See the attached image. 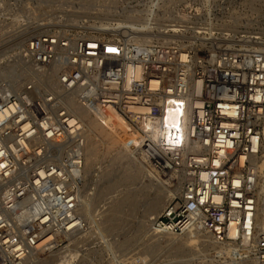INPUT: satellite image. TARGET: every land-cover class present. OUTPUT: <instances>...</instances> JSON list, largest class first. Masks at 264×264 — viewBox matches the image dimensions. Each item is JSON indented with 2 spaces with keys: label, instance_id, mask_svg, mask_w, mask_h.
I'll return each mask as SVG.
<instances>
[{
  "label": "built area",
  "instance_id": "2783aa9c",
  "mask_svg": "<svg viewBox=\"0 0 264 264\" xmlns=\"http://www.w3.org/2000/svg\"><path fill=\"white\" fill-rule=\"evenodd\" d=\"M148 33L47 31L21 51L26 81L0 82V264H34L85 232L86 128L71 101L119 116L127 152L166 184L183 178L152 232H201L230 250L215 264H264V33L211 34L197 50Z\"/></svg>",
  "mask_w": 264,
  "mask_h": 264
},
{
  "label": "rangeland",
  "instance_id": "374dc122",
  "mask_svg": "<svg viewBox=\"0 0 264 264\" xmlns=\"http://www.w3.org/2000/svg\"><path fill=\"white\" fill-rule=\"evenodd\" d=\"M189 2L197 15L192 21L181 11ZM152 14L161 20L154 26L143 23ZM53 30L105 38L129 33L136 39L153 31L165 33L157 35L159 42L197 50L211 34L223 38L241 31L264 33V0H0V82L19 71L25 76L17 81L25 82L29 70L21 60L24 45ZM104 139L92 133L87 140L79 207L85 232L62 238L65 249L52 257L40 256L34 264H215L222 246L217 249L201 232L152 234V214L156 209L159 214L180 192L179 183L166 184L147 162Z\"/></svg>",
  "mask_w": 264,
  "mask_h": 264
},
{
  "label": "bare ground",
  "instance_id": "6f19581e",
  "mask_svg": "<svg viewBox=\"0 0 264 264\" xmlns=\"http://www.w3.org/2000/svg\"><path fill=\"white\" fill-rule=\"evenodd\" d=\"M253 1V0H252ZM259 1V0H257ZM255 2V1H254ZM252 2L251 5L254 3ZM253 6V5H252ZM254 7V6H253ZM252 9V7L250 8ZM255 9V8H254ZM159 21V20H157ZM143 23L145 24H149L146 20L143 21ZM144 28V26H143ZM143 28H141V31H143ZM101 31H105V30H101ZM108 31V29H107ZM106 31V33H107ZM116 31V30H115ZM110 32V30H109ZM112 32V31H111ZM128 32V31H127ZM126 32V33H127ZM104 33V32H103ZM115 33V32H114ZM125 31H124V34H126ZM123 35V34H122ZM126 35H130L129 33L126 34ZM134 35V34H133ZM140 35L141 37L143 38H140V40H145L146 37L149 35L148 33L145 34V33H142V34H138ZM160 36V35H159ZM151 37V36H149ZM162 37V36H161ZM138 39V38H137ZM25 75V71H19V72H14L10 75L7 76V79H11L14 83L17 82V80H19L20 78H22L23 76ZM6 78V77H5ZM196 91L199 92L200 91V85L197 86L196 88ZM70 106L74 109L75 113L77 114V116L79 117V119H81V121L84 123L85 125V128H86V146H85V149H84V160L85 162H87V154H86V150H87V140L90 138V135L92 133H95V134H98V136L100 137H105L104 140H108L109 142H111V144L113 145H116V144H119V145H122L123 148H124V145H125V140H126V136L123 132H121V130L123 129V121L122 119L109 112V113H106L105 115L103 114H99V113H96L92 116V114H90L89 112L79 108L77 105H75V103L73 101L70 102ZM112 120H114V127H111L110 130H107L103 125L102 123L104 124H108V122H111ZM123 131V130H122ZM88 153V152H87ZM127 153V151H126ZM129 154V153H127ZM143 160V159H142ZM144 161V160H143ZM146 162V161H144ZM85 166H84V170L82 172V178H84V175H85ZM183 180V178H179L178 181L176 182L177 184L179 183V186H181V181ZM174 183V184H176ZM172 184V185H174ZM80 192L78 194V208H77V213L79 214V207H80ZM174 196V195H173ZM158 211V209H156ZM155 210V213H153L152 215H157L158 212ZM80 215V214H79ZM81 217V215H80ZM82 219V217H81ZM82 222H83V219H82ZM150 228V227H149ZM150 231H151V228H150ZM152 232V231H151ZM199 232H192V231H188V232H185L183 233L182 235L184 236H191L193 234H197ZM153 235H155L156 233L152 232ZM156 235H159V237H161L160 235H165V236H177V235H170V234H156ZM195 236V235H194ZM155 237V236H154ZM205 237L209 240H211L208 236L205 235ZM72 239V238H71ZM222 246V245H220ZM221 248V247H220ZM65 249V248H64ZM234 249H231V251H233ZM60 252V251H58ZM57 252V253H58ZM221 253L223 254H229L230 253V250L229 248H226L225 246H222L221 250H220ZM218 252V253H220ZM217 253V252H216ZM56 254V253H55ZM55 254H41V255H38L36 256L34 259H33V263L34 261H36V259L40 256H49V257H52L53 255ZM72 255L70 254L69 257H71ZM67 256L63 257L62 261L66 260ZM69 259V258H68ZM68 261V260H67ZM65 263V262H63ZM212 262H210L211 264ZM245 264H250L249 262L245 263Z\"/></svg>",
  "mask_w": 264,
  "mask_h": 264
}]
</instances>
